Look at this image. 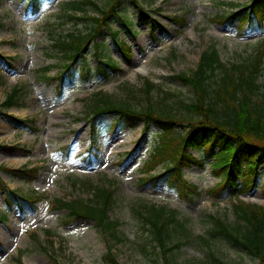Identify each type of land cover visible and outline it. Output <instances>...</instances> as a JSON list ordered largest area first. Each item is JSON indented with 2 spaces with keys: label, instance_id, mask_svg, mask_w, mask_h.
Masks as SVG:
<instances>
[{
  "label": "rangeland",
  "instance_id": "rangeland-1",
  "mask_svg": "<svg viewBox=\"0 0 264 264\" xmlns=\"http://www.w3.org/2000/svg\"><path fill=\"white\" fill-rule=\"evenodd\" d=\"M69 1L78 0H48L42 12L35 16L28 12L25 0L0 1V24L3 25L0 54L12 58L14 67L13 70L0 67V106L13 89L21 88V102L4 112L34 121L29 123V129L16 130L0 115V166L28 165L39 169L38 179L31 184L1 172L0 185L5 182L21 193L44 196L37 204V215L32 212L21 215L14 210L7 216L8 221L0 217V264H19L18 260L22 264H112L105 257L109 250L118 264H161L160 256L154 254L160 252L158 244L141 231V220L134 212L141 204L149 203L176 211L177 218L188 228V238L175 234L171 242H166L168 246L177 240L184 242V247L174 253L175 264H220L219 260L225 264H257L252 254L232 241L218 237L206 246L199 240L200 236L207 237L208 230L214 226L210 215L219 216L232 226L242 224L235 216L233 199L216 201L207 195L206 191L220 181L212 175L210 162L203 167L193 164L185 169L188 182L201 193L191 194L190 199L166 186L156 191L141 187L138 180L143 172L141 167L150 160L160 138L155 126L143 135L142 124L118 133L110 123L104 124L99 137L98 163L88 166L83 161L91 132L87 98L94 92L107 93L134 110L152 105L157 113L189 120L192 116L182 103H195V93L175 76L192 75L200 56L211 46L217 48L228 66L252 61L259 44L264 43V31L243 37L228 25L211 21L231 8L249 5L251 0H139L142 7L152 12L159 26L154 31L136 21L132 27L135 35L127 30L119 34V40H126L133 51L131 64L120 58L113 46V34L105 29L97 41L109 53L108 61L119 63L121 72L103 80L94 73L96 79L89 84L77 81L75 86L66 88L64 98L58 102L57 81L44 79L55 78L66 60L58 40L66 39L71 31L85 32L88 26L86 21L76 24L64 17L61 7ZM96 2L105 8L108 0ZM122 8L130 21L136 19L137 8L131 0H125ZM87 9V16H97L96 9L91 6ZM176 16L185 19L184 25L173 23L171 17ZM113 27L119 28L120 22L115 21ZM87 60L91 69L98 67L92 50L88 51ZM146 80L156 85L150 94L143 90ZM260 82L264 84V71ZM2 121L10 128L8 133ZM181 132L182 129L176 128L174 135L179 136ZM65 146L74 150L71 162L63 159L61 149ZM137 148L136 156L127 161ZM192 154L202 160L199 152ZM258 174V187L243 192L240 197L247 203L264 206V164ZM86 181L94 186L110 187L115 192L116 204L109 215L122 224L118 230L121 242L115 241L92 219L80 218L67 223L66 212L54 210L51 205L55 198L92 199L94 194L84 185ZM4 201V191L0 188V211L5 209Z\"/></svg>",
  "mask_w": 264,
  "mask_h": 264
},
{
  "label": "trees",
  "instance_id": "trees-1",
  "mask_svg": "<svg viewBox=\"0 0 264 264\" xmlns=\"http://www.w3.org/2000/svg\"><path fill=\"white\" fill-rule=\"evenodd\" d=\"M27 1L28 8L35 15L39 13L45 0ZM124 1L108 0L105 8H101L96 0L72 1L64 5L62 10L67 19L75 21L76 24L79 21H86L88 26L85 32L71 31L66 39L58 40L60 50L66 59L54 79L58 81L56 96L59 101L63 98L66 85L74 86L77 78L88 84L93 80V70L105 78L120 70L117 64L108 61L109 53L97 41L104 29L112 30L115 48L126 62H131L130 47L125 41L117 40L123 29L133 33L131 26L134 21H130L131 18L122 12ZM131 1L137 8L136 21L147 24L155 31L159 25L157 20L147 8L141 6L139 0ZM250 2L249 5H242L237 9L231 8L228 12L211 18V21L228 25L239 36L261 34L264 31V0ZM89 6L98 11L97 16L85 14ZM115 21H120L121 28L113 29ZM172 21L174 24L184 25L185 19L176 16ZM90 48L95 52L99 63V66L92 70L86 56ZM200 58L197 70L192 75L180 73L175 77L178 81L191 86L195 93V103H182L183 108L192 116L189 120L157 113L152 105L134 110L130 106L118 103L107 93H93L86 105L92 129L90 137L92 147L84 161L90 166L98 161L99 150L96 147L102 131L101 125L110 123L115 129H127L143 123L146 131L151 125H155L161 132V140L151 156L152 160L143 167L146 174L139 179L141 187L156 191L162 185H166L190 199L191 194L201 193L199 188L188 182L185 169L193 164L203 167L207 161L211 162L213 176L220 181L206 193L214 200L236 198L233 204L234 213L238 222L242 224L232 226L219 216L210 215L214 226L208 230L209 237L200 236L199 240L208 246L211 239L222 237L243 247L256 258L257 264H264V206L248 204L238 197L243 192L257 187L258 171L264 164V84L260 82L264 71V43L260 44L252 61L242 64L227 66L215 46H211ZM10 60L12 59L0 55V67L14 69ZM154 88L156 85L146 80L144 93L150 94ZM21 91L18 87L13 89L7 95L1 109L17 107L21 102ZM256 96L258 100L254 99ZM0 114L7 123L18 130L27 129L29 121L33 123V120L16 118L3 111ZM176 128L182 129L179 136L174 135ZM62 151L66 157L64 160H70L71 148L66 146ZM193 151L200 152L202 160L196 158L192 154ZM160 166L161 170L157 171ZM2 171L25 184L32 183L39 176L37 167L23 166L20 169L0 167V172ZM84 185H87L89 191L94 194L92 199L86 201L78 198L69 201L55 198L51 203L54 210L65 211L69 218L67 223L80 218L92 219L115 241L121 242L118 230L122 224L109 215L116 204L115 192L107 186H94L89 181ZM0 186L5 197L3 204L5 211H0L4 220H8L7 216L16 209L21 215L28 212L37 215L39 210L37 204L44 199L43 197L10 189L3 182ZM135 214L141 220L139 225L141 231L149 234L151 241L158 244L160 252L154 254L160 256L161 264H175L174 253L184 247V242L177 240L171 246L166 242H171L175 234L185 238L190 235L186 224L177 218L176 211H168L166 207L156 204H141L135 209ZM153 249H156V246ZM105 257L112 264H118L112 251L109 250ZM18 262L22 264L21 261ZM217 262L225 264L220 260Z\"/></svg>",
  "mask_w": 264,
  "mask_h": 264
},
{
  "label": "bare ground",
  "instance_id": "bare-ground-1",
  "mask_svg": "<svg viewBox=\"0 0 264 264\" xmlns=\"http://www.w3.org/2000/svg\"><path fill=\"white\" fill-rule=\"evenodd\" d=\"M2 123V125H3V128H4V130L8 133V126L2 121L1 122ZM10 129V128H9Z\"/></svg>",
  "mask_w": 264,
  "mask_h": 264
}]
</instances>
